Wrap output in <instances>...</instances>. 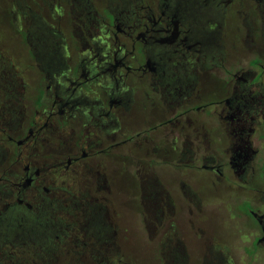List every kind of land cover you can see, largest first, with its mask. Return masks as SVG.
<instances>
[{"label":"flooded vegetation","instance_id":"1","mask_svg":"<svg viewBox=\"0 0 264 264\" xmlns=\"http://www.w3.org/2000/svg\"><path fill=\"white\" fill-rule=\"evenodd\" d=\"M20 3L10 15L37 77L9 82L0 66V264H128L121 179L164 264L189 263L182 221L201 264H231L193 223L206 205L199 174L248 223L256 260L264 0ZM9 84L20 89L8 96Z\"/></svg>","mask_w":264,"mask_h":264},{"label":"rangeland","instance_id":"2","mask_svg":"<svg viewBox=\"0 0 264 264\" xmlns=\"http://www.w3.org/2000/svg\"><path fill=\"white\" fill-rule=\"evenodd\" d=\"M21 2V0H0V66L6 70L8 81L22 80L35 85L37 73L31 68L23 70L26 64L31 63L28 58V50L21 44L18 26L10 15L11 6ZM31 0H27L30 2ZM21 4V3H20ZM15 6L14 14L16 15ZM24 71V72H21ZM23 73V74H22ZM20 88H8V96L12 90ZM203 175H198V184L202 189L206 205L201 214H194L193 223L197 228H201L207 236L217 237L221 244L229 247L232 255L231 264H264V252H259L256 260H251L254 252L253 246L245 241L249 230L248 223L239 224L235 222L237 211L224 203L221 191H214L205 184ZM123 178H126L123 176ZM118 192L116 203L118 217L121 224L120 240L125 251V259L128 264H164L160 257L161 249L156 242L146 239V233L139 217V206L135 200L127 193L130 188L125 179L117 183ZM181 221L185 214H181ZM181 229L184 240L187 243L189 252L188 264H201L202 247L201 243L194 241L191 237L189 226L185 221L181 222ZM226 255V252L223 250ZM245 258L241 260V256Z\"/></svg>","mask_w":264,"mask_h":264}]
</instances>
